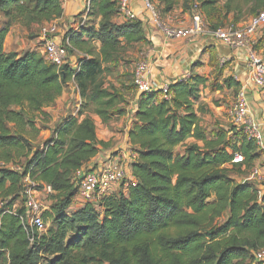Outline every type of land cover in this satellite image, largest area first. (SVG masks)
Instances as JSON below:
<instances>
[{"label":"trees","instance_id":"trees-1","mask_svg":"<svg viewBox=\"0 0 264 264\" xmlns=\"http://www.w3.org/2000/svg\"><path fill=\"white\" fill-rule=\"evenodd\" d=\"M150 1L159 3L163 14L177 4ZM183 3L185 10L197 6L212 31L246 22L243 16L254 17L264 8V0ZM91 7L99 29L87 25L64 38L69 55L79 51L84 57L75 60L76 69L58 68L38 51L6 53L5 41L16 24L32 30L60 19L62 1L0 0L6 20L0 28V264H264L257 256L264 251V191L243 180L264 146L235 127L234 133L207 134L202 115L209 108L201 92L208 81L197 74L169 86V98L161 91L140 95L137 123L129 133L137 154L129 186L122 183L123 189L98 206L68 212L79 191L75 171L107 146L98 138L93 115L108 124L125 112V96L107 85V76L127 48L148 42L142 21L114 22L116 0H91ZM70 83L82 101L78 114L66 117L35 148L41 133L37 119H50L45 109ZM224 83L239 87L233 78ZM237 155L242 163H233ZM27 178L37 190L47 184L54 191L45 215L50 227L42 235L26 225L25 206L14 210L25 197Z\"/></svg>","mask_w":264,"mask_h":264},{"label":"crops","instance_id":"crops-1","mask_svg":"<svg viewBox=\"0 0 264 264\" xmlns=\"http://www.w3.org/2000/svg\"><path fill=\"white\" fill-rule=\"evenodd\" d=\"M61 1L64 9L63 16L54 21L60 31L65 32L74 28L78 31L82 27H87L85 21H83L86 19V15L82 13H84L83 11L91 0ZM183 4L181 0H177L175 9L169 14L161 13V18L166 21L174 20L175 24L180 27L189 25L194 11L193 9L185 10ZM130 6L131 10L142 18L145 37L148 41L147 43H141L143 53L139 57L144 58H140L134 64H131L130 73L132 75H134L137 65L142 61H146L149 65V72L146 78L159 92L164 87H169L178 81L188 79L192 74H197L208 81L201 92L204 105L208 106L210 110L214 109L216 111L222 109L216 104L218 100L224 98V95H229L235 89L238 92L244 91L251 110V118L260 123L264 135V103L261 102L264 95L256 89L251 81L248 59L243 51L231 50L217 43L214 40L213 31L210 29L194 40L169 39L153 19L152 13L146 9L145 0H130ZM157 6L159 8V3H157ZM233 18L234 14H231L229 19L232 21ZM127 21L125 15L119 12L114 17L116 24H123ZM20 29L27 31V28L22 25H14L11 28L5 41V52L17 53L22 56L27 51L32 50L38 51L44 56L43 48L39 47V35L37 36L36 34L37 38L34 39L28 38L27 42L24 40L20 41L17 33ZM120 74L123 75V71ZM228 78H233L239 87L230 88L227 86L224 81ZM109 80L110 83L107 85H114L123 92L126 99L123 105L125 112L123 115L115 117L108 124L103 123L97 115H93L98 138L106 143L107 146L102 148L97 157L86 166L89 169H100L109 163H120L131 167L137 159H135L137 157L134 152L135 148L129 141V133L137 123V103L141 94L136 88L129 87L128 83L124 85L121 82L122 79H119L118 76L115 80ZM215 85L216 90H213ZM161 97H163L162 94ZM80 99L76 84L70 83L66 85L63 95L56 101L55 105L45 109V112L52 117L49 123L52 131L42 132V136L44 133H49L51 135L47 138L52 137L55 128L66 117L76 113ZM72 104L74 105V110L71 109L70 111L69 108ZM252 112L255 113V116ZM209 114L205 113L202 117L206 118L210 116ZM255 167L259 168L262 175H264V163H261V159L257 161ZM243 180L252 181L250 175ZM119 189V186L115 187L113 193H117ZM77 200H79L78 196L74 199V203L80 209L83 205L78 203Z\"/></svg>","mask_w":264,"mask_h":264},{"label":"built area","instance_id":"built-area-1","mask_svg":"<svg viewBox=\"0 0 264 264\" xmlns=\"http://www.w3.org/2000/svg\"><path fill=\"white\" fill-rule=\"evenodd\" d=\"M119 13L125 15L127 20L142 21L136 15L130 6V0H119ZM146 9L152 13L153 19L159 27L164 31L169 39L194 40L200 35H203L208 29V23L201 15L198 7L193 8V15L189 25L178 26L174 20L166 21L161 18V12L157 11L150 0H145ZM87 10L90 11V1L87 4ZM264 29V8L254 17H251L249 22L229 23L213 31L214 40L225 46L228 49L235 51H243L248 59L250 70V78L253 85L260 93L264 94V57H261L257 52L258 36ZM40 42L42 44L44 58L47 62L61 68L64 65H70L73 69L77 68V64L69 55L71 48L69 41H61L59 37L58 26L52 22L41 27ZM149 72V65L146 61L140 62L134 71V85L140 94L156 93L157 88L147 80L146 76ZM169 87L162 88L161 92L165 98L168 96ZM82 106L80 99L76 116ZM228 117L233 126L244 133L247 138L254 141L258 146H264V135L260 123L251 118V110L247 101L246 92L241 91L235 103L228 110ZM137 157H135L136 159ZM244 158L237 155L233 163H242ZM251 180L263 181L259 168L254 167L250 173ZM129 167L120 163H109L100 169H89L86 166L75 171L74 182L78 187V203L92 204L98 206L100 201L113 194L115 187L124 183L129 186L131 182ZM26 187L23 191L26 197V225L42 235L47 232L50 227V222L46 221L45 215L50 212L51 208L44 205L38 198L40 193H45L48 196L54 194L50 185H44L42 190H37L29 178L26 179ZM2 203H0L1 205ZM260 260L264 261V251L258 255Z\"/></svg>","mask_w":264,"mask_h":264},{"label":"rangeland","instance_id":"rangeland-1","mask_svg":"<svg viewBox=\"0 0 264 264\" xmlns=\"http://www.w3.org/2000/svg\"><path fill=\"white\" fill-rule=\"evenodd\" d=\"M181 2H184V0H181ZM176 3H177V0H176ZM152 4L155 7V9L157 11H159L158 9L160 8V6L158 8L157 2L153 1ZM87 9L88 8L86 7V9L83 11L84 13H82L83 15H86V19L83 21H85L86 25H89L91 27L99 29L100 19L90 15L92 13L91 1H90V11ZM250 18L247 19L246 16H243V21L249 22ZM5 21H6L5 18L1 15L0 16V28H2L4 26ZM17 25H20V24H16L15 26H17ZM40 30H41V27L40 28L34 27L32 30L27 29V31L20 29L17 33L19 35L20 41L24 40L27 42L28 38L29 39L37 38L36 34H37V36L38 35L40 36ZM82 30H83V28H80L77 32L82 31ZM58 31H59V37L61 38V41H63V39L66 37V34L68 32H72V31L76 32L75 28L71 29L69 31L61 32L59 27H58ZM41 46H42V44L40 42L39 47H41ZM141 47L142 46L140 43V44L135 45L132 48H127L126 53L124 55L125 59L123 61H121L120 63H118L116 66H113V70H112L111 75L107 76V83H110L109 79L115 80L116 77L118 76L119 79H122L121 82L124 85L126 83H128V85H130L129 87H131L133 89L136 88L134 85L133 75L130 73V69H131V64H134V62L139 60L140 58H144V57H139L140 54L143 53V49ZM257 52L259 53V55L261 57H264V29L260 32V34L258 36ZM70 57L72 58L73 61H75V60L80 59L81 57H84V54L77 51V52L71 53ZM122 71H123V75L120 74ZM238 95H239V92L237 89H235L234 91H232V93H230L229 95H226V96L224 95L223 99L217 101L216 105L220 106L222 108L221 110L216 111L214 109H212V110L209 109L208 113H210L209 115L211 117L208 116L206 118H203V125H204L205 130L209 136H214L216 133H218L219 131H222V130L233 131V133L235 132V128H234L231 120L228 117V110L235 103ZM261 102L264 103V97L262 98ZM73 106L74 105L72 104L71 107L69 108L70 111H71V109H73ZM252 113L255 116V113L254 112H252ZM63 115H65V114H63ZM51 118L52 117L50 116L49 120H44L41 117L39 119H37V124L39 125V129H40L41 133H40V136L37 139V141L34 143L35 148H39V146H42L43 143L48 139L47 137H49L51 135L49 133H44L42 136V132H45L47 130L52 131V127H51V125H49V123L51 122L50 121ZM230 136H231V134H229V137ZM262 153H263V156L261 157V163H264V150ZM232 175L236 179H238V181L243 179V177H241L240 175L238 176L236 173H233ZM262 176L264 178V175H262ZM253 182L262 191H264V180L263 181L253 180ZM121 188H122V186L120 187V189ZM38 198L42 201V203L44 205H47L50 208H51V205L55 202V197H53V195L48 196L45 193H40L38 195ZM25 204H26V197H20L15 202L14 210H17V209L25 206ZM1 206H2V204L0 205V207ZM71 208H73V209H71ZM78 209H79L78 205L76 203H74V201H73L68 212L72 214V213H75ZM226 217H227V215H226Z\"/></svg>","mask_w":264,"mask_h":264}]
</instances>
